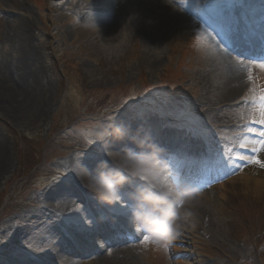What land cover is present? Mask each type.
Listing matches in <instances>:
<instances>
[{"label":"rangeland","instance_id":"1","mask_svg":"<svg viewBox=\"0 0 264 264\" xmlns=\"http://www.w3.org/2000/svg\"><path fill=\"white\" fill-rule=\"evenodd\" d=\"M24 1L33 17L30 33L42 51L41 66L45 72V82L49 81L52 86L53 104L45 117L34 124L18 123L0 111V146L8 159V167L0 175V264H59L50 262L49 258L59 251L66 252L75 264H80L83 260L89 261L93 256H100L95 252L92 256L90 240L70 224L69 217L86 222L87 218L93 216L101 221L100 215H106L104 206L110 208L114 203H101L97 197L93 200L81 198L83 193L79 183L73 178L68 181L63 177L68 175L70 169L80 173L81 166L76 167L78 160L84 159L87 164L84 166L94 165L97 169L102 160L97 154L108 157L98 143L95 146L87 143L92 141L98 125L114 119L128 125L133 135L142 137L148 133L150 142L159 144L161 139L188 136L180 131L177 116L178 112H187L206 133L203 138L191 137L192 140L204 144L209 152L210 147L232 149V144H236L232 133L236 130L235 121L223 130L219 128L221 131L215 130L214 127L223 124L217 121L218 118L213 121V115L207 111L208 106L203 105L205 99L201 96L203 88L198 79V73H201L198 68L204 61L207 48L196 45L200 29L194 19L182 11L187 0H172V3L191 20L190 24L178 29H172L173 24L153 29L157 41L151 45L152 49L150 46L148 48L158 56L159 61L155 65L145 61L141 63L146 50L141 38L123 37L119 41L106 36L97 23L85 20L77 10L80 0ZM234 2L242 5L240 0H208L207 7L212 11ZM113 6L116 7L114 2ZM115 7L112 10L115 11ZM11 14L20 16L17 13ZM11 14L0 10V20L4 24L0 27V65L5 64L6 59L17 63L14 57L18 51L14 43L2 41L7 28L3 18L9 19ZM261 21L263 23L264 18ZM246 73L245 77L248 78V71ZM237 101L228 110L239 112L231 113L230 118L239 116L241 107L246 105L242 97ZM134 124L140 130H133ZM152 128L160 130L161 136L152 132ZM181 140L178 150H183L189 144L184 138ZM215 140H221L219 145L222 147L215 146ZM120 143L133 145V140L126 138L111 146L118 150L126 147ZM136 145L131 149L150 152L149 148L141 147L138 143ZM91 151L96 154L91 155ZM193 153L196 151L193 150ZM66 159L72 161V165H67ZM54 178H57L55 182ZM226 183L229 189L226 192L228 199H223L226 210L214 213L207 208L196 218L197 222L204 225L202 230L199 225L197 232L199 240L203 238V250L195 254L192 247L196 243L191 244L188 239L190 244L182 245L186 251L181 254L173 249L181 245L170 242L167 250L161 248L160 252L154 253L163 257L162 264H264V212L256 213L252 204L254 201L240 191L239 182ZM138 184L143 182L136 178L123 185L119 193H131ZM62 188L78 194L76 199L79 200H76L74 207L59 213L43 208L41 202L56 201L59 195L55 196L54 192L62 193ZM217 190L223 192V188ZM45 194L48 199L44 198ZM188 210H193L192 205H189ZM29 214L32 215L29 217ZM212 218L217 225L215 229L209 225ZM104 219L105 228L109 230L113 226ZM181 220L185 228L183 232L191 238L189 224L192 220L185 216ZM121 224L128 226L126 220H122ZM113 230H109L111 234L105 235V240L101 239L106 245L114 243L111 241H116V236L122 232L121 227H114ZM78 231L81 234L73 239L68 235ZM89 233L90 238L96 237ZM50 237L57 241L51 246ZM138 238L132 236L129 242ZM62 239L65 242L60 243ZM106 245L99 254L104 255L108 250L109 256L113 254L118 257L117 261L125 260L124 263L116 264H151L153 254L150 251L153 245L145 246L140 241L130 247L122 245L119 248L121 251L116 253ZM127 248L130 250L127 251ZM82 251L86 252L85 256ZM105 260L102 259L98 264H108Z\"/></svg>","mask_w":264,"mask_h":264},{"label":"bare ground","instance_id":"2","mask_svg":"<svg viewBox=\"0 0 264 264\" xmlns=\"http://www.w3.org/2000/svg\"><path fill=\"white\" fill-rule=\"evenodd\" d=\"M113 2L116 4V7H112ZM77 5V8H79L77 10H79L80 13L83 14V18L95 24L97 23L99 26H101V30H104L103 32H105L106 36H112L114 37V39L116 38V40L119 39V41L123 39V37L131 39H136L138 37L141 38L143 45L146 46V50L144 52L142 51L144 58L141 59V63L142 61H145L154 65L157 64L159 60L158 56H155L156 52H153L154 50H151L153 48L151 47V45L153 46L157 41L156 34L153 32V29H157L161 26L170 24H173L171 26L172 29H178L179 27L181 28L183 26H186L191 22V20L182 13L179 7H176V5L173 3L171 7V5L166 4L164 0H80L78 1ZM114 7L116 8L115 11L112 10V8ZM0 10L3 11V13H17L18 15H20L18 17L15 14H11L9 16V19L8 17L3 18L4 22L7 23V28L2 35V41L13 42L16 50L18 51V54L16 57H14V60L17 63H13L11 60L6 59L5 64L3 63L0 65V111H3L9 117L15 119L18 123H38L45 117L46 112L53 104V97H51V83L49 81L45 82V72L43 67L41 66V48L34 43L32 39L33 36L30 33V27L33 23V17L29 11L28 5L24 0H1ZM101 12L105 14L102 15L100 14ZM133 13L137 15L134 19L129 21V17ZM3 25L4 24L0 20V27H2ZM148 46H150L151 49H149ZM204 54V61L199 65L200 69L198 68V70L201 71V73H198V79L203 88L201 96L205 99L203 105L208 106L207 111L210 115H213V121L218 118L217 121L223 124L221 125L222 128H225L226 126L228 127L229 125H231V122L235 121L234 126L236 127V130L232 133L237 144L239 134L243 131V128L241 126L248 122L249 113L253 111V108L255 106L251 102H246L248 104L241 107L240 114L236 118H230L229 116L231 113H238L239 111L235 109L229 111L228 108L237 104V100L240 97H242L243 101L244 97H251L254 94H259V89L264 88V69L258 67L255 73L252 75V81H249L248 78L245 77V73L243 74V69L239 68L235 60H231L229 58H224L222 56L214 54L210 49H207L206 53ZM253 88L257 90L255 93L250 91V89ZM133 126L135 127L133 130H140V127L138 128L136 124H134ZM249 126L255 127L258 130L261 127L258 124H252ZM214 129L216 130L218 129V127H214ZM239 129H241V132H238ZM156 133L160 134L161 132L156 131ZM247 135L250 140L259 138L258 135L254 133H247ZM214 142L217 144L220 143V141L217 140H215ZM197 143L198 142H196V144ZM120 145L126 146L122 147L120 150L132 148L133 146L137 147L135 142H133V145L127 146L126 143H120ZM194 147L195 146L192 145V148ZM192 148L190 150H192ZM172 151L168 150L167 154L169 155H166L163 152H160L159 155L165 160H169L171 165L176 169L180 157L185 156L186 151L184 150L182 155H177L175 153L177 152V150L173 151L175 154L174 155L171 153ZM95 154L96 152L91 151V155ZM237 155L250 156L253 155V153L250 151V148H234V151L231 155L233 171L228 173V175L231 176L228 179V183L234 184L235 182H239L241 186L240 191L245 195L251 197L254 201L255 204H252L256 208V213H258L259 211L264 212V168H261L256 164H249L246 160H239L236 158ZM255 155H257L261 160H264V152L257 153ZM97 156L101 157L103 161H107L108 165L111 164L112 166V162L110 161L109 157H105L104 155L102 157L100 153H98ZM87 157L89 156H86L85 158ZM172 159H174L175 161ZM88 161L90 163V160ZM65 162H68L67 165H72V161H70L69 159H66ZM180 164H182V161L180 162ZM7 167L8 159L5 152L3 151V147L0 146V175L4 173ZM165 167L166 174L169 177V170L167 169V166ZM192 167L194 168L195 165H193ZM87 168L92 171L97 170L94 165ZM73 179L80 185V190H82L81 192L83 193L81 198L84 197L85 200L96 199V196L85 187L84 182L80 178L78 172L75 171ZM150 179L156 180L157 178L153 176L150 177ZM140 181L144 183V181ZM226 184L221 185V188H223V192L221 193L218 192L215 185L213 188L203 192L202 194H199L197 201L192 204L193 210H188L189 205L181 206V218L185 216V218L189 217V219L192 220L189 224L191 229V231L189 232L192 233V237L189 238L190 236H186V234L183 232L185 231L184 224H181V227L178 229V235L176 236V239L171 241L174 243L178 242L181 245L174 247L177 252L183 253L184 250L186 251V249L183 248L182 245L190 244L188 242L189 239V241H191V244L196 243V245L192 247V249H195H193V252L195 254L199 253L198 251L199 249H201L202 245L199 243L200 240H196V237L194 236H196L197 232H199V225L200 230H202L204 225L197 222L196 218L199 217L202 210H205L207 208L210 212L214 213L216 211L221 212L223 210H226V206L224 205L225 200H223L228 199V195H226V192L229 191V189H227ZM56 186H59V184H57ZM64 189L65 188H62V193H59L60 191L58 190L59 194L55 193L57 192L56 190L55 192L53 191L55 196L59 195L56 201H42V207L46 210L55 211L56 213H59L61 210H64L66 208L74 207L76 200H79L76 199L77 197H79L78 194L73 193V191L71 190L69 191V189ZM234 192L236 191L234 190ZM50 193L52 192L50 191ZM122 194L123 197H127L128 199H123L122 197L120 206H128L129 210L131 206V204L128 205V200H130L129 194ZM44 198H47L46 194ZM83 199L81 200L83 201ZM113 206L114 204L110 208L108 206H104V208L106 209V215H100L102 219L99 222L97 221V225L95 224V226H92V220L87 218L85 223H87L89 227L86 231L79 230L86 239L90 240L91 250H93V252L100 256H93L89 261H78L80 264H98L102 259H106L104 262L108 264L125 262L124 259L117 261L118 257H116L115 255L112 256L113 254L111 256H109L108 254H99L101 252V249H103L105 245H103L101 236L96 235V233H101V235L103 233L104 235L111 234V232H109L110 229H103V225H105L102 224L104 218L108 220L107 223L114 224V226H118L116 225V221L118 220V218H120L121 221L127 219L129 220L128 229L130 231L134 229L137 230V228L134 227L132 223L130 214L127 216L119 213L113 214L110 210ZM185 210L191 212L192 215L186 216ZM31 215L32 214H29V217ZM117 216L118 218L116 219ZM101 225L102 227H100ZM209 225L211 226V228L214 227V229L217 226L213 218L209 220ZM195 228L196 231L192 232ZM79 231L76 233H69L68 235H70V238L73 239L75 236H79L81 234ZM89 232L93 233L96 237L90 238L88 236L91 235ZM187 232L188 230H186V233ZM183 239H186V241H184ZM62 241L65 242V240L62 239L60 243H62ZM125 243H127V241H125ZM61 245L63 246V244ZM54 247L56 250H59V248H57L56 246ZM112 248L113 253L121 251V249H119V244L113 245ZM50 249L53 250L52 248ZM152 249L153 250L150 251V254H153V258H151V264H162L163 257H160L158 253L157 256L154 254L155 251L160 252L161 249H156L155 246H153ZM128 250L130 249L127 248V251ZM187 251L190 252L189 250ZM83 253L85 254L86 252L83 251ZM52 255V257L49 256L51 260L50 262L55 261L59 264H75L66 252L59 251ZM39 257L41 259L40 255ZM25 264L29 263L27 262ZM178 264H180V262H178ZM185 264L190 263L186 262Z\"/></svg>","mask_w":264,"mask_h":264},{"label":"clouds","instance_id":"3","mask_svg":"<svg viewBox=\"0 0 264 264\" xmlns=\"http://www.w3.org/2000/svg\"><path fill=\"white\" fill-rule=\"evenodd\" d=\"M164 2L172 7V0ZM136 15L133 13L129 21ZM126 138L132 139L141 147L149 148L150 152L112 148L113 143ZM92 141L100 145L112 166L109 167L108 162L103 160L98 163L96 171L82 165L79 175L85 187L101 203L113 204L120 198L119 189L139 178L144 183L138 184L129 193L131 200L129 211L134 227L148 233L149 236L160 237L162 241L175 238L181 227V206L194 204L199 194L194 188L180 187L170 182L166 167L158 159L161 150L150 142V134L135 136L128 125L113 119L109 123L97 126ZM153 176L157 179H150ZM185 215L192 213L185 210Z\"/></svg>","mask_w":264,"mask_h":264},{"label":"snow or ice","instance_id":"4","mask_svg":"<svg viewBox=\"0 0 264 264\" xmlns=\"http://www.w3.org/2000/svg\"><path fill=\"white\" fill-rule=\"evenodd\" d=\"M207 2L208 0H187L185 7L182 9L183 12H187L194 19L196 26L200 29L196 36V45L210 49L214 54L224 58L235 60L241 69L248 68V80L252 81L251 65L264 69V31L257 34L253 29L242 26L238 22L240 16L239 7L231 6L212 12L208 9ZM253 57L254 59H252ZM246 59L249 60V63H245ZM250 91L255 93L257 90L253 88ZM243 102H251L255 107L249 113L248 122L241 126L243 131L239 134L238 143L232 149L215 151L211 156L209 166L201 170L209 181L217 178L212 175L213 171L219 175H227L233 171L232 156L229 153L233 152L235 147L250 148L253 153L250 156L237 155V159L246 160L249 164H256L264 168V160L255 155L264 152V88L259 89L258 95L254 94L251 97H244ZM177 116L180 131L193 138H203L206 135L204 129L187 112H178ZM252 124H258L261 127L258 130L249 126ZM247 133H254L259 138L250 140ZM87 143L92 146L96 144L91 140L87 141ZM82 165H87L84 163V159L78 160L76 167L79 168ZM189 166L186 160L180 165L181 168ZM74 175L75 169H70L68 175L63 177V179L71 181ZM55 179L57 178H54V182ZM119 197L110 210L113 214L119 213L127 216L130 214L128 206H120L123 194L119 193ZM123 199L128 198L123 197ZM130 204L131 200H128V205ZM69 222L81 231L89 227L83 219L69 217ZM91 223L92 226H95L96 220L93 219ZM52 235H55V233ZM174 239L176 237L162 241L160 237L145 235L141 243L145 246L153 245L157 249L167 250L169 242ZM55 243L56 241L50 237L49 246ZM39 251H44V249H39Z\"/></svg>","mask_w":264,"mask_h":264}]
</instances>
